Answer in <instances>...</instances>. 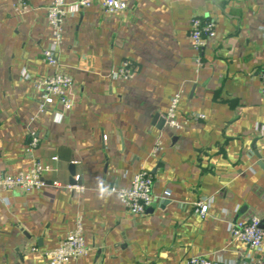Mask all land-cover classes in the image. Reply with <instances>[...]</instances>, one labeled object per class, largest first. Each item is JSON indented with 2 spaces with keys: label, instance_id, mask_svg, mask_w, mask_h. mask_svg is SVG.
Here are the masks:
<instances>
[{
  "label": "crops",
  "instance_id": "crops-1",
  "mask_svg": "<svg viewBox=\"0 0 264 264\" xmlns=\"http://www.w3.org/2000/svg\"><path fill=\"white\" fill-rule=\"evenodd\" d=\"M27 1L17 11V0H0V172L26 171L35 157L47 169L41 189L0 191V264H52L47 252L79 217L90 251L66 264H188L197 255L264 264V247L228 231L251 216L264 229V0H123L115 13L102 0L79 9L67 0L59 62L73 77V105L43 112L24 73L55 70L42 56L51 0ZM197 15L216 21L200 54L189 35ZM125 60L134 77L113 78ZM177 92L183 127L172 129L160 120ZM141 169L154 175L155 198L132 215L111 188ZM199 201L209 205L204 217Z\"/></svg>",
  "mask_w": 264,
  "mask_h": 264
},
{
  "label": "built area",
  "instance_id": "built-area-1",
  "mask_svg": "<svg viewBox=\"0 0 264 264\" xmlns=\"http://www.w3.org/2000/svg\"><path fill=\"white\" fill-rule=\"evenodd\" d=\"M93 0H77L73 7L76 9L91 6ZM29 7L27 0H17L15 9L24 11ZM67 0H51L47 11L48 23L51 27V41L47 48L42 52L43 60L53 67L55 70L50 75L29 77L24 73L26 79H29L38 96V111L43 112L49 106L58 103L62 109L68 110L73 105V99L70 91L73 85V77L66 73L59 62V56L63 45L64 23L67 14ZM102 8L105 12L115 13L124 11L127 3L123 0H102ZM190 39L193 48L197 53H201L208 40L216 35V21L214 18H205L202 16H194L190 21ZM198 66L202 64L199 56L196 59ZM135 75V67L132 61L125 60L122 65L112 71L115 79H131ZM264 91V71L261 72ZM182 97L177 92L172 98L168 111L165 115V122L172 129H181L182 122L177 117L178 104ZM57 115H61L57 112ZM203 117L204 115H199ZM37 145V139H34L31 146ZM47 169L39 158H33L32 165L26 171L17 173L0 172V191L20 190L29 192L34 189H41L45 186L43 173ZM154 175L141 169L130 178L125 186L112 187L114 192L124 208L132 215H143L154 201L153 194ZM55 186H60L58 182ZM74 193H83L85 187L82 184L71 183L65 186ZM209 205L204 201L197 202L196 213L205 216L208 212ZM84 227L82 217L76 221L74 229L69 231L64 238L47 254L51 258L52 264H66L69 261L79 259L87 255L90 246L84 238ZM228 231L232 239L239 240L256 252H261L264 247V229L261 226V219L258 216L238 220L230 223ZM33 251H38V247L34 246ZM188 264H257V260L250 256H244L239 259L222 260L215 257L205 255H197L189 257Z\"/></svg>",
  "mask_w": 264,
  "mask_h": 264
},
{
  "label": "water",
  "instance_id": "water-1",
  "mask_svg": "<svg viewBox=\"0 0 264 264\" xmlns=\"http://www.w3.org/2000/svg\"><path fill=\"white\" fill-rule=\"evenodd\" d=\"M160 121H161L160 124H164L165 123V118L161 119Z\"/></svg>",
  "mask_w": 264,
  "mask_h": 264
}]
</instances>
